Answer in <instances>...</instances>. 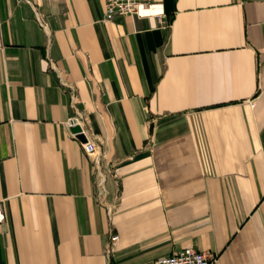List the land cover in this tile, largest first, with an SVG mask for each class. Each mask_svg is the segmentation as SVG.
I'll list each match as a JSON object with an SVG mask.
<instances>
[{"label":"crops","instance_id":"1","mask_svg":"<svg viewBox=\"0 0 264 264\" xmlns=\"http://www.w3.org/2000/svg\"><path fill=\"white\" fill-rule=\"evenodd\" d=\"M162 2L166 25L103 20V0H0V264L185 246L264 264V0ZM62 76L114 173L100 194Z\"/></svg>","mask_w":264,"mask_h":264},{"label":"built area","instance_id":"2","mask_svg":"<svg viewBox=\"0 0 264 264\" xmlns=\"http://www.w3.org/2000/svg\"><path fill=\"white\" fill-rule=\"evenodd\" d=\"M104 15L103 20H108L114 15L132 14L135 16H154L157 21L166 25L168 23L163 10L162 0H103ZM162 5V10H161ZM37 19L42 27L46 22L42 14H37ZM59 83L67 89L70 96L71 113L66 117L64 124L69 129L72 137L78 140L83 151L88 155L91 163L93 183L96 193H102L107 173L114 174L109 167L101 164L102 152L98 149V144L92 133L89 131L86 113L75 106L77 94L75 87L66 77H59ZM77 125V130L71 127ZM78 134H82L84 139H80ZM5 218V212L0 204V222ZM118 237L117 233L111 232L105 245V252L109 254L113 244ZM215 254L208 251L196 250L191 246H185L174 253L159 256L154 259L153 264H213Z\"/></svg>","mask_w":264,"mask_h":264},{"label":"water","instance_id":"3","mask_svg":"<svg viewBox=\"0 0 264 264\" xmlns=\"http://www.w3.org/2000/svg\"><path fill=\"white\" fill-rule=\"evenodd\" d=\"M71 129H72V130H77V129H78V126H77V125H74V126L71 127ZM78 137H79L80 139H84V137H83L82 134H78Z\"/></svg>","mask_w":264,"mask_h":264},{"label":"clouds","instance_id":"4","mask_svg":"<svg viewBox=\"0 0 264 264\" xmlns=\"http://www.w3.org/2000/svg\"><path fill=\"white\" fill-rule=\"evenodd\" d=\"M161 10H162V5H161ZM153 27H154V24H153Z\"/></svg>","mask_w":264,"mask_h":264}]
</instances>
